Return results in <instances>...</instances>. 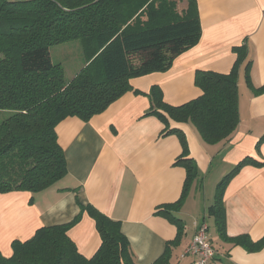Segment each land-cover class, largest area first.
I'll list each match as a JSON object with an SVG mask.
<instances>
[{
	"label": "crops",
	"instance_id": "1",
	"mask_svg": "<svg viewBox=\"0 0 264 264\" xmlns=\"http://www.w3.org/2000/svg\"><path fill=\"white\" fill-rule=\"evenodd\" d=\"M201 27L197 45L176 57L163 72L130 80L126 92L101 114L84 122L67 117L55 131L66 161V176L55 186L36 193L0 195V252L8 258L11 243L26 241L41 227L70 222L91 205L120 223L137 264H152L176 236V227L158 209L176 202L185 170L175 164L181 155L179 138L163 134L164 124L152 114L149 90L157 86L163 101L179 106L197 98V71L227 74L235 61V47L245 60L238 69V125L230 137L207 144L190 123L168 119L169 129L181 131L188 156L197 167L195 183L177 216L184 223L179 246L167 264H196L184 255L198 225L208 227L214 249L208 264H264V247L249 253L220 239L212 218L206 217L217 183L245 158L243 167L227 183L223 195L225 232L230 238L247 235L253 242L264 236V0H195ZM250 62L248 81L244 63ZM138 92H135V91ZM62 189L75 190L62 191ZM210 224L214 236L209 233ZM79 254L91 258L101 240L94 221L83 212L67 232Z\"/></svg>",
	"mask_w": 264,
	"mask_h": 264
},
{
	"label": "trees",
	"instance_id": "2",
	"mask_svg": "<svg viewBox=\"0 0 264 264\" xmlns=\"http://www.w3.org/2000/svg\"><path fill=\"white\" fill-rule=\"evenodd\" d=\"M200 38L195 0H0V195L36 194L58 184L67 169L57 125L67 117L86 122L101 114L133 91L131 79L168 70ZM73 41L79 42L85 62L67 82L50 49ZM233 52L236 58L227 74L195 73L201 94L187 103L167 104L157 86L148 92L152 114L164 124L163 134L174 133L180 140L182 152L175 164L185 170L179 199L157 211L176 227V236L152 264H167L172 249L179 246L184 223L177 213L199 182L185 137L169 129L168 119L192 124L207 144L233 134L238 125V69L245 51L235 47ZM244 65L249 84L250 62ZM261 90L264 86L257 89ZM263 141L264 135L257 146ZM252 162L241 160L220 179L206 212L220 239L249 253L264 247V236L256 242L247 235L228 237L223 195L228 181ZM77 204L80 212L70 222L41 227L30 239L13 241L10 257L0 252V264H137L120 223L91 205ZM83 212L94 221L101 240L91 258L79 254L67 235Z\"/></svg>",
	"mask_w": 264,
	"mask_h": 264
},
{
	"label": "rangeland",
	"instance_id": "3",
	"mask_svg": "<svg viewBox=\"0 0 264 264\" xmlns=\"http://www.w3.org/2000/svg\"><path fill=\"white\" fill-rule=\"evenodd\" d=\"M53 63L61 64L64 78L70 81L83 67L85 58L78 41L53 46L50 49ZM181 218V217H180ZM209 233L214 236L213 226L210 224Z\"/></svg>",
	"mask_w": 264,
	"mask_h": 264
},
{
	"label": "built area",
	"instance_id": "4",
	"mask_svg": "<svg viewBox=\"0 0 264 264\" xmlns=\"http://www.w3.org/2000/svg\"><path fill=\"white\" fill-rule=\"evenodd\" d=\"M184 255L196 258V264H208L214 256V249L208 237V227L205 223L197 226L191 243Z\"/></svg>",
	"mask_w": 264,
	"mask_h": 264
}]
</instances>
